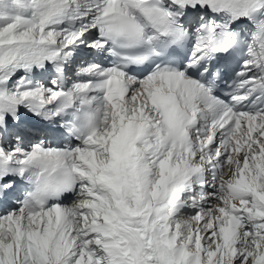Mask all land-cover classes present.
<instances>
[{
  "label": "snow or ice",
  "instance_id": "obj_1",
  "mask_svg": "<svg viewBox=\"0 0 264 264\" xmlns=\"http://www.w3.org/2000/svg\"><path fill=\"white\" fill-rule=\"evenodd\" d=\"M0 264H264V0H0Z\"/></svg>",
  "mask_w": 264,
  "mask_h": 264
}]
</instances>
